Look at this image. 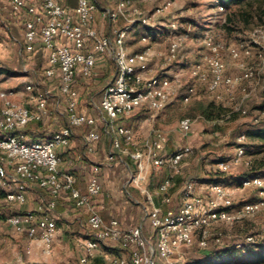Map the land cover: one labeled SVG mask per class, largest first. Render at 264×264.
Wrapping results in <instances>:
<instances>
[{"label": "built area", "instance_id": "built-area-1", "mask_svg": "<svg viewBox=\"0 0 264 264\" xmlns=\"http://www.w3.org/2000/svg\"><path fill=\"white\" fill-rule=\"evenodd\" d=\"M6 1L15 10H24L29 16L24 23L25 50L32 52L36 41L41 42L48 54L45 78L52 80L59 75V97L65 102L67 112V126L54 133L48 141L27 143L22 136L10 133L48 118V107L55 99L54 93L49 89L36 93L33 87L27 86L25 92L35 103V107L30 109L18 102L16 92L5 91L0 86V135H4L0 137V205L3 202L24 205L30 188L48 194L46 202L39 203L23 215H12L6 219L16 235H25L29 241L27 255H31L35 247L44 256L52 254L59 232L52 213L62 193H67L74 206L87 214L83 228L89 238L83 243L85 254L78 264H88L101 245L110 243L118 244L129 252L130 264H181L184 262L183 249L195 245L199 249L220 245L221 225L252 215L264 205L248 203L237 209L233 204V196L238 191L251 189L264 194V177L260 176L243 178L232 184H202L189 179L174 203L168 195L172 178L180 173L182 162L192 153L191 148L181 146L171 157H164L161 153L168 141L164 132L153 131L155 143H147L142 149L135 142L133 131L121 124L137 111L156 113L169 104L175 96L169 68L177 61L180 48V39L174 35L165 53L153 55L152 44L158 33L155 37L146 33L140 38V43L147 46L145 50L130 51L128 39L137 22L130 19L132 0H117L112 10L102 11V17L112 25L111 36L100 35L92 27L97 6L89 0H77L74 9L57 0ZM221 4L220 0H214L219 10H223ZM120 19L127 21L128 25L117 27ZM170 31H177L175 24L170 26ZM202 42V53L191 66L189 75L191 79L205 84L207 94L222 106L225 110L223 117L227 119L240 111L237 92L243 94V99L248 98L245 85L252 82L259 84V74H264V27L257 29L249 41L236 46H229L208 34L204 35ZM96 56L111 60L116 72L103 90L98 115L93 117L79 111L78 92L73 89V84L77 74L84 78L92 76ZM224 56L235 63L239 75L225 76ZM153 58L157 59L154 64ZM249 59L257 62L259 71L248 65ZM261 82L264 89V78ZM192 95L193 88H188L182 101L189 102ZM261 116L264 119V110ZM259 120L256 119L255 123L258 124ZM84 127L89 129L84 137L88 155L93 154L94 144L101 139L100 132L104 131L112 140L108 161L113 163L121 157H128L135 162L137 172L130 177L135 186L140 187L153 169L161 171L166 168L170 171L171 175L158 188L162 205L166 208L151 204L147 212L153 229L151 236H145L139 226L123 230L116 220L109 223L103 221L100 215L102 205L94 204V199L101 193L97 166L93 168L85 192L75 187L72 175L61 172L59 151L70 145L74 129ZM191 127V119L185 118L180 121L178 130L187 136ZM244 160L245 151L241 146L231 160L216 164L217 171L229 173L233 166L241 165ZM249 163L250 160L245 161L247 167ZM142 192L151 201L147 192ZM246 242L236 245V251L254 244L252 237H248ZM103 258L105 264H128L125 259L114 258L110 254H104ZM215 262H220V258Z\"/></svg>", "mask_w": 264, "mask_h": 264}, {"label": "rangeland", "instance_id": "rangeland-1", "mask_svg": "<svg viewBox=\"0 0 264 264\" xmlns=\"http://www.w3.org/2000/svg\"><path fill=\"white\" fill-rule=\"evenodd\" d=\"M116 2L117 0H110V8L106 9L112 10ZM221 6L223 10H219L214 5V0H132L129 11L130 19L137 21L134 32L128 40L130 51L145 50L147 46L140 43V38L146 33L153 37L158 33V37L152 44L151 54L153 55L158 52L165 53L174 35L180 39V48L177 61L169 68L171 70L170 84L175 96L164 110L156 113L137 111L124 123L130 120L135 131V141L142 149H145L147 143H151L155 130L164 132L173 145L189 146L192 153L182 162L180 173L184 174L187 180L194 179L202 184H209L212 171H217L215 163L231 160L241 146L245 147L246 158L241 165L236 168L233 166L230 172L226 173L230 177L228 184L238 182L242 178L247 159L264 157V151L258 148V141L247 137L241 138L243 133L245 135V131L258 125L255 123L256 119H260L259 123L264 122L261 116L264 110V89L261 84L264 74H261L262 72L259 74V84L252 82L245 85L249 93L248 98L243 99V94L240 91L237 92V104L241 106L239 112L231 114L227 119L222 115L219 118L213 117L211 120L205 119L199 112L200 105L207 106L210 103L219 105L212 97H209L205 84L191 79L189 75L191 66L202 53L204 35L208 34L229 46H236L249 41L257 29L264 27V0H245L241 4L233 3L229 6L221 4ZM1 17L0 63L14 73L12 77L2 76L1 86L3 89L16 92V97H20L21 100L27 95L29 97L28 92H25L27 86L33 87L36 93H42V86H48V84L43 79L41 61L37 62L33 53L25 50L20 38L19 42L14 41L9 24L3 21L4 17ZM172 24L176 25L177 31L171 33ZM127 25V21L120 19L117 27L124 28ZM223 60L226 77H235L240 74L229 57L224 56ZM156 61L157 59L153 58L152 64ZM247 63L254 70H260L254 59H249ZM97 79L94 77L93 80ZM103 84H97L94 93L99 95ZM83 87L80 86V88ZM188 88H193V95L189 102L185 103L182 101V96ZM60 106V112L63 114L60 117L66 122V106L62 99ZM54 113L56 114L55 111ZM185 118L192 121V127L187 136L182 135L178 130L180 121ZM170 147L172 151L174 148ZM248 203L264 204V194L251 189L234 194L235 208L239 209ZM12 211L20 212L14 207L7 208L5 205H0V264H78L81 255L79 243L86 237V233L78 232L70 227L67 232H61L58 235L50 256L42 255L38 247L34 248L31 255H27L29 241L26 247H23V238L16 235L6 222L7 217L13 214ZM57 225L58 228H62L60 223ZM219 231L222 234L220 245L216 247L210 245L209 248L228 250L229 254L226 257L233 259L231 264H242L246 254L236 251L234 248L236 245L246 244L247 238L252 237L253 243L260 246L256 251H260V248L264 246V205H261L252 215H247L232 224L221 225ZM202 250L197 245L183 249L181 254L184 262L181 264L194 262L223 264L214 260L208 263L206 258H201Z\"/></svg>", "mask_w": 264, "mask_h": 264}, {"label": "crops", "instance_id": "crops-1", "mask_svg": "<svg viewBox=\"0 0 264 264\" xmlns=\"http://www.w3.org/2000/svg\"><path fill=\"white\" fill-rule=\"evenodd\" d=\"M57 1L69 6L72 9L77 6V0ZM93 2L97 6V12L95 13L94 21L91 24L92 27L100 35L111 36L112 25L102 17V11L108 7L110 8V0H93ZM0 16H2L1 18L4 17L3 21L9 24L12 38L15 39L14 41L19 42L20 38L21 42H23L25 46L24 23L29 18L26 11L15 10L6 0H0ZM30 53H33L37 62L41 61V67H43L42 72L44 73L45 69L48 67V54L39 40L36 41L34 50ZM110 62L113 63L111 60H108L104 57L96 56V66L92 76L89 78H84L80 75L75 78L73 88L78 92L79 111L93 117L98 115L102 93L108 84L104 81V77L110 72ZM115 72L116 69L114 71V76ZM56 77L52 80H48L45 79L43 75V79L47 82L48 86L44 85L41 88L44 90L49 87V90H51L55 96V99L50 102L48 107L50 116L44 120L52 121L53 125L56 124L57 121L60 123L61 121H64L60 117L63 116V114L60 112L61 99L59 97V75ZM94 77H97L98 79L93 80ZM100 83L103 85L99 95H97V93L94 92L97 89L96 85ZM80 86L84 87L80 88ZM1 88L3 89L2 86ZM3 90L9 91L8 89ZM89 93L93 96L90 98L89 102H85V98ZM97 97L99 99H97ZM17 100L27 108L33 109L35 107V103L29 99L28 95L22 100L20 97H17ZM125 120L121 121V124L130 128L134 135L135 131L131 126L130 120L124 123ZM260 127V125L255 126V129ZM88 130L89 129L86 127L74 129L70 145L66 149L59 151L62 160L60 165L61 172L72 175L75 187L81 192H85L88 181L93 174V168L94 166H97L99 168L98 178L101 185V193L94 199V204L96 206L102 205L100 215L103 221L105 223H109L112 220H116L119 223L120 229L123 230L139 226L142 228L145 236H151L153 229L151 228L149 219L147 217V212L150 210L151 204L162 207V209L166 208L164 205H162V195L158 194V188L163 183V181L171 175L170 171L166 168L161 171L153 169L149 173L147 180L140 187H137L130 182L131 175L137 172L134 161L128 157H121L119 160L113 163L108 161L109 154L112 151V140L110 136H108L104 131L100 132L101 139L94 144L93 154L88 155L86 153L84 137L87 135ZM151 143H155L154 137ZM170 146H173L172 148H174L172 151ZM177 147V145H173L168 139L165 150L161 153L162 156L171 157L175 153ZM247 169L248 167L245 166L243 173H245ZM241 179L243 178H240V180ZM185 181H187V177L184 174L179 173L178 175L173 176L172 186L169 189L168 195L174 199V203L179 192L183 188ZM229 184H232V182H229ZM142 191L147 192V194L151 197V201L147 200L146 194H144ZM47 199L48 198L44 195L43 190L30 188L28 189L26 195V203L21 206L16 204L13 205V207L20 212H12L14 215H23L26 211L35 208L39 203L44 201L46 202ZM6 204L7 203L3 202L1 205ZM52 215L56 219L57 223L62 225V228H59L60 231L58 232L57 237L61 232H67L70 227L76 229L78 232L86 233L83 227L87 220V214L85 211L77 209L74 206L67 193L61 194L57 202V207ZM19 237L23 238V247H26L28 241L26 236L23 235ZM88 238L89 236L86 233V237L83 238L79 243V250L81 252L80 258L85 254L83 243ZM104 254H110V256L114 258L125 259L128 261V264H130L129 252L121 249L118 244L112 243L101 245L100 250L95 253V256L88 264H105L103 258Z\"/></svg>", "mask_w": 264, "mask_h": 264}, {"label": "trees", "instance_id": "trees-1", "mask_svg": "<svg viewBox=\"0 0 264 264\" xmlns=\"http://www.w3.org/2000/svg\"><path fill=\"white\" fill-rule=\"evenodd\" d=\"M89 1L94 3L93 0H89ZM220 1L222 5L225 4L226 6H229L233 3L241 4L245 0H220ZM109 66H110V72L107 73L104 77V81L106 83L111 82L112 79L114 78V71H115L114 64L110 62ZM13 74L14 73L12 71L7 69L0 63V78L2 76L12 77ZM77 76H80V75L77 74L76 77ZM44 78H45V75H44ZM92 96L93 95L89 93L87 97L85 98V102H89ZM199 112L207 120H211L213 117L219 118L225 114V110L222 108V106L215 105L214 103H210L207 106L200 105ZM258 125H260L261 127L258 129H255V126H258ZM258 125H254L251 129L245 131V135L243 133L242 136L247 137L248 139L253 140V141H258L259 142L258 148L264 151V122L258 123ZM66 126H67V122H64V121H61V123L57 121V123L54 125L52 121H42V122H37V123H31L21 130L12 131L10 134L15 135V136H22L25 142L27 143L45 142V141H48L54 133L58 132L60 129ZM3 136L4 135H0V137H3ZM219 162L221 161H218L215 164H218ZM256 176L264 177V157L261 159L250 160L248 169L245 173H243L242 178H250V177H256ZM229 180H230V177L226 173H221L219 171H212L210 179H209V183L211 184L227 183ZM43 192H44V195L47 196L48 198L47 192L46 191H43ZM13 205L14 204H6L5 206H7V208L9 207L11 208L13 207ZM12 215L14 214H11L9 216H12ZM259 247L260 246L256 244L245 245L243 249L239 250L238 251L239 253L241 252V253L246 254V259H244L242 264H263L264 263V246L260 248V251H256L257 248ZM202 251H203V255H201V258H206L208 263H210L213 260L215 261L217 258H220V262H222L223 264L232 263L233 259H231V257H226L229 254L228 250L226 251V250H221L218 248H207V249H203ZM224 256L226 258L222 259L224 258ZM193 264H201V263L194 262Z\"/></svg>", "mask_w": 264, "mask_h": 264}]
</instances>
